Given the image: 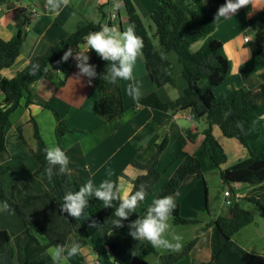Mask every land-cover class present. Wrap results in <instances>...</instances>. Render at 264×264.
Returning a JSON list of instances; mask_svg holds the SVG:
<instances>
[{
	"label": "trees",
	"instance_id": "obj_1",
	"mask_svg": "<svg viewBox=\"0 0 264 264\" xmlns=\"http://www.w3.org/2000/svg\"><path fill=\"white\" fill-rule=\"evenodd\" d=\"M219 5L226 0H217ZM6 0H0V5ZM156 8L151 13V20L155 26V33L149 29L140 17L132 0H125V11L128 20L134 27L137 36L142 38L144 47L142 53L146 68L157 87L176 84L175 65L167 57L169 52H175L178 62L182 65V75L187 86L180 96L173 100L163 101L157 92H151L139 100V104L161 111L174 113L180 110L191 109L198 118H205L208 127L204 130L205 139L212 145L211 160L220 168L221 180L225 186L233 183H245L252 188L242 198L254 204L264 217V142H260L261 125L263 119L256 115L259 102L252 88L243 85L229 94H216V89L229 76L230 61L224 50V44L213 36L217 26L209 13L204 0H191L188 5L181 6L174 0H155ZM106 5L101 4L102 11ZM106 13L99 22H88L81 28L51 45L44 53L35 55L29 64L12 78L0 76V87L5 98L0 101V153L7 149L6 127L13 112L21 107H28L34 101L30 93V86L41 79L49 66L62 59L64 52L69 48L73 51L86 44V37L91 32L99 31L104 26H110L106 20ZM249 26L259 28L264 26V7L249 19ZM27 31L21 29L10 40L0 37V70L12 66L21 52ZM158 43H155L154 39ZM204 39L200 48L192 52L191 46ZM258 45V44H257ZM255 46L253 52L261 56L264 61V44ZM93 65L96 66L97 78L93 79L94 86L102 94L101 109L110 119H120L126 111L122 91V82L109 84L100 77L105 73L108 61L102 60L94 50L91 52ZM71 58H69L70 60ZM264 86V71L261 74ZM26 92L28 95H26ZM23 100L25 103L23 104ZM48 106V105H45ZM57 119L56 134L60 141L61 132L67 129L53 109ZM35 125V139L41 157L39 171L49 172L53 177V187L43 193H27L19 201L12 200L6 193L0 180V199L8 214L18 215L25 224L35 226L46 238L43 247L63 246L71 234L82 232L91 239V244L97 252L99 264H152L145 257L149 253L158 254L147 241H137L130 234L117 241L110 238V233L128 222L144 206L145 200L139 205L132 216L123 221V226L113 225L116 219L113 207L104 208L102 202L96 198H89V205L84 214L77 219L61 210L63 197L68 192L76 191L70 176V166L61 172L59 166H51L46 160L49 150L41 136L38 125ZM217 125L227 138L237 139L248 151V156L237 163L222 169L221 166L228 157L223 145L214 137L213 126ZM185 137L180 135L178 142L181 150L177 159L178 165L163 184L155 198L173 196L180 188L185 178L193 175L197 178L204 176V169L200 159L184 150ZM169 146V137L166 134L163 140L156 145V150L146 163L137 160L133 165L146 169V173L130 179L133 190L143 186L146 197L152 192L163 176L159 169L161 154ZM60 148L64 151L63 147ZM117 184V181H113ZM232 189V187H231ZM233 199L230 212L212 220L213 232L211 238V259L205 264H264V253L257 254L245 249L233 237L246 225L254 220V214L241 208L232 189ZM58 194V199L54 193ZM145 209L142 217L147 209ZM7 205V207H5ZM139 216V217H140ZM175 224H190L200 222L197 218H188L181 214L177 205L173 214ZM138 217V218H139ZM95 224V227L92 225ZM130 233V231H129ZM195 240L190 242L182 251L161 255L162 264H178L183 258L190 256ZM25 242H21L15 249L11 245V236L7 230H0V264H26ZM36 246V245H34Z\"/></svg>",
	"mask_w": 264,
	"mask_h": 264
},
{
	"label": "crops",
	"instance_id": "obj_2",
	"mask_svg": "<svg viewBox=\"0 0 264 264\" xmlns=\"http://www.w3.org/2000/svg\"><path fill=\"white\" fill-rule=\"evenodd\" d=\"M132 1L145 25L154 34L155 26L151 20V13L157 6L155 0ZM174 1L181 6L191 2V0ZM57 2L60 3V7L55 11L49 5V0H7L0 5L1 38L10 40L19 30L27 31L15 63L0 70L2 78L14 77L18 71L29 64L32 57L44 53L51 45L68 37L88 22L103 20L100 15L102 11L108 17L107 0H67L66 4L63 0H57ZM204 2L217 26L213 36L223 42L230 61L229 76L215 92L229 94L243 85H249L252 88L259 102L256 115L263 119L259 143L264 142V86L261 78L264 61L249 46L254 42L258 45L264 44V26L257 28L259 37H256V40L247 34L249 19L264 7V0H249L248 5L228 20L217 19V12L221 7L217 0H204ZM101 4L106 5L102 11L99 9ZM35 8L38 9V14L34 13ZM122 9L118 20V29L121 32L126 30L124 26L126 19L123 18ZM148 19L152 25L147 22ZM246 37L250 40L246 41ZM77 51H85L84 46L74 50V52ZM91 52L92 50L87 55L90 56L89 63L93 64ZM170 53L167 57L171 62L177 61L178 64L177 54L171 59ZM142 56L138 57L134 69V76L142 85L141 98L151 92H157L163 101L180 96L187 82L179 83L177 79L175 85L157 87L148 70L142 67ZM76 63L73 58L67 62L60 59L56 64L49 66L45 75L30 86L34 102L28 107L19 108L12 113L13 117L12 115V118L10 117L6 127L7 149L0 153V180L12 200L19 201L27 193H43L50 191L53 187L52 174L39 171L41 157L34 135V122L37 123L49 149L63 147L70 159V176L76 191L88 179H92L96 186H99L103 180L110 179L116 180L118 185L123 184L131 192L133 183L129 178L136 179L146 173V169L134 166L133 161L146 163L155 152L156 145L166 134L169 137V146L160 156L159 169H162L166 163L170 149L171 155L175 157L171 159L170 166L168 165L171 174L178 165L179 162L174 164V160L177 159L181 150L178 142L180 135H184L186 140L185 151L195 154L202 165L203 157L207 159V162L209 160L212 162V145L206 141L204 133H200L195 122L198 117L193 110L169 113L141 106L139 101H133L127 92L129 84L134 81H123L122 91L126 111L119 122L117 119H110L100 107L103 100L102 94L94 86L93 80L89 83L87 77L78 75ZM182 69L181 65L179 72L181 76H183ZM169 87L176 88L178 91L173 93ZM26 95H28L27 92ZM4 98L5 95L0 87V101ZM24 103L25 100H23ZM53 109L67 126V129L61 132L60 141L56 134L57 119ZM184 122H188L189 126H186ZM213 134L224 146L225 151H227L225 145L230 143L236 152L239 151L235 141H227L233 138L225 137L219 126H213ZM241 146L244 147L242 144ZM247 156H242L238 161ZM109 172L111 176L108 175ZM234 184L240 185V183ZM205 185L204 176L197 178L189 175L185 178L173 195L183 216L186 215L184 213L186 208L192 206L195 209L193 211L196 214L195 218L200 219L201 211L204 212L199 206H201V194L202 192L204 194ZM251 188L252 186L247 185L241 197L245 196ZM54 197L59 198L56 192ZM143 212L140 214L137 212L127 226L138 219ZM0 230L9 232L11 245L15 249L21 242H25L26 264H52L51 257L47 253V250L52 247H43L46 243L45 236L35 226L25 224L18 215L8 214L1 199ZM128 230L129 228L124 225L112 231L111 240L117 232H121L120 238L125 236ZM73 243H79L80 251L78 255L69 259V264H99L97 252L85 233L71 234L65 250L67 251ZM248 250L251 251L249 248Z\"/></svg>",
	"mask_w": 264,
	"mask_h": 264
},
{
	"label": "clouds",
	"instance_id": "obj_3",
	"mask_svg": "<svg viewBox=\"0 0 264 264\" xmlns=\"http://www.w3.org/2000/svg\"><path fill=\"white\" fill-rule=\"evenodd\" d=\"M67 3V0H63ZM249 4V0H226L217 12V19L228 20L233 17L244 6ZM49 5L55 11L60 7L57 0H49ZM86 50L74 52L69 48L62 57L63 62L73 58L77 63L78 75L87 77L89 83L97 78L96 66L90 64V56L87 53L94 50L104 61H108L105 73L100 77L109 84L118 81H134L129 84L127 92L133 101H139L142 92V85L134 76V69L138 57L144 47L143 40L136 35L134 27L129 26L121 32L117 27L104 26L99 31L91 32L86 37ZM46 160L51 166H59V170H67L70 159L60 147H53L47 151ZM51 168L49 172L51 173ZM111 176V172L108 173ZM96 198L102 202L104 208L113 207V202L118 201V206L114 209L116 219L113 225L123 226V221L136 213L139 205L145 200L146 190L143 186L139 190L129 192L123 184H116L110 179L103 180L99 186L94 185L92 179H88L78 191L68 192L63 197L61 210L69 216L79 219L89 205V198ZM7 207V205H5ZM177 204L173 196H166L153 201L146 213L129 224L130 235L137 241H147L153 248L170 249L179 251L182 247V237L174 235L170 241L165 237L169 231L168 223ZM95 227V224L92 225ZM174 241V242H173ZM80 251L79 243L65 250L63 246H55L47 250L52 264H69V259L78 255Z\"/></svg>",
	"mask_w": 264,
	"mask_h": 264
},
{
	"label": "rangeland",
	"instance_id": "obj_4",
	"mask_svg": "<svg viewBox=\"0 0 264 264\" xmlns=\"http://www.w3.org/2000/svg\"><path fill=\"white\" fill-rule=\"evenodd\" d=\"M107 5H108V15H109V3H108V1H107ZM100 15H101V19H102V13ZM122 15H123V18L126 19L124 22L125 23L124 26L127 29L129 26H131V24L128 20V17L126 16L125 9H122ZM147 22L152 25V22L149 19L147 20ZM149 32L153 36V34L150 30H149ZM247 34L256 40V37H259V29L250 27L248 24ZM213 35H214V33H213ZM154 40H155V43H158L156 38ZM203 41H204V39L194 43L191 46L190 50L192 52L197 51L200 48V46L202 45ZM249 46L252 49L255 46L259 47L257 45V43H255V42L251 43ZM80 47L82 48L83 46H80ZM141 55H143V54L141 53ZM169 55L172 59V57H174V55H176V53L171 52ZM259 57L261 59L260 55H259ZM141 59H142V63H143L142 67L144 68V70H147L144 57L142 56ZM173 62H174L173 64H175L176 80L178 79L179 83H184V81H186V80H184V77L181 76V74H179V72L181 71L180 70L181 65L179 63L177 64V61H173ZM169 89H171V91L173 93L178 91L176 88H172V87H169ZM12 117H13V115H12ZM117 120L119 122L120 119H117ZM196 120L197 121H195V122L199 128L200 133H204V130H206L208 127L207 120L205 118H196ZM182 121H184V120H182ZM184 124L186 126H189L188 122L187 123L184 122ZM200 141H201V137H200ZM227 141H235L234 143H236L235 145L238 146L239 151L236 152L235 148L231 145L230 142H229L230 143L229 145H225L226 149H227L226 154H227L228 159L221 166L222 169L233 165V163L236 162V160L238 161V159L242 158V156L245 157L248 155L247 150L241 146L240 142L237 139L233 138V139H229ZM172 152H174V150H172ZM172 158L174 159L175 157H173L171 155V149H170V152L166 158L167 159L166 163H164L162 169L160 168L163 172L162 173L163 176H162L161 180L159 181V183L152 190V192L145 199L144 206H142L138 211L139 214L142 213L143 211H145L144 209L150 205V203L155 198L156 194L159 192V190L161 189V187L163 186V184L166 182L169 175L171 174L170 169H168L169 168L168 165L170 164ZM27 161H29V160H27ZM176 162H179V160L175 159L174 164ZM203 168H204V177H205V184L206 185H205L204 194H203V192L201 194L202 195L201 200H200L201 206H199L200 208H203V210H204V212L201 211V213L199 215L200 216L199 218L201 219V221L190 223V224H175L173 221V216L171 215V217L168 221L170 228H169V231L165 234V237L171 241L172 237L174 235L181 236L182 237V241H181L182 247L179 251H172L170 249L156 248L158 251V254L149 253L145 257V259L148 262H150L152 264H162L161 255L163 256V255H167V254H171V253H175V252H180L193 240H195V243H194L193 248L190 252V256L181 259L179 261V264H203V263H205L211 259V238H212V232H213L212 220L214 218H217L218 216L227 215L230 212V205H227V203H226L224 191L226 189H229L230 191L233 189L235 196L241 197L244 190L247 189V185H249V184L240 183V185L239 184L236 185L233 183V184H231L232 189L229 186L224 187V184H223V182L221 180V176H220V168L214 166V164L210 160H209V162H207V159L204 157H203ZM231 193H232V191H231ZM179 195H181V194H179ZM232 199H233V194H232ZM236 202L238 203V205L241 208H244V209L251 211L254 214V220L252 223L244 226L233 237V239L235 241H237L245 249L249 248L251 250V252H255V253L257 252V254H263L264 253V249H263L264 248V217L262 216L261 211L254 204L243 199L242 197L236 199ZM193 211H195V209L192 208V206H188L186 208L185 212L184 211L183 212L186 214L185 215L186 217L194 219L196 214H194ZM127 225L128 224H126V227L129 228V226H127ZM129 231H130V229L128 230L127 234L123 237H126L129 234ZM120 235H121V232H117L113 236V240L117 241V240L123 238V237L119 238ZM262 251H263V253H262Z\"/></svg>",
	"mask_w": 264,
	"mask_h": 264
},
{
	"label": "built area",
	"instance_id": "obj_5",
	"mask_svg": "<svg viewBox=\"0 0 264 264\" xmlns=\"http://www.w3.org/2000/svg\"><path fill=\"white\" fill-rule=\"evenodd\" d=\"M109 3V15L107 17V21L111 22L109 27L115 26L118 28V20L120 19V11L125 7V0H107ZM34 13L38 14V9H34ZM246 41H249V38H245ZM86 50V44L83 45ZM224 196L226 198L227 205L232 204V193L229 189L224 191Z\"/></svg>",
	"mask_w": 264,
	"mask_h": 264
}]
</instances>
